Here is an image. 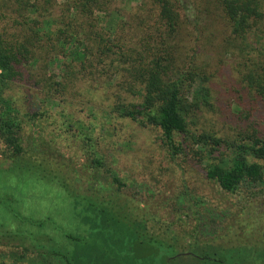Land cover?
Here are the masks:
<instances>
[{"label":"trees","instance_id":"1","mask_svg":"<svg viewBox=\"0 0 264 264\" xmlns=\"http://www.w3.org/2000/svg\"><path fill=\"white\" fill-rule=\"evenodd\" d=\"M57 1L0 0V140L9 151L10 166L28 169L22 180L25 194L20 183L5 186L22 197H10L12 204L0 211V264H112L107 247L129 264L126 246L137 241L155 243L161 257L170 251L172 258L202 264H264L262 247L208 243L205 223L193 228L179 224L178 230L156 226L158 214L149 215L141 201L135 205L124 194L127 184L101 144L113 119L128 120L156 131L166 159L193 162L224 193L263 182L264 0H141L150 16L133 14L132 20L129 14L126 24L118 10L110 9L112 0H65L59 16L54 13ZM214 21L227 37L225 51L242 59L236 66L238 99L229 100V114L223 107L228 120L222 123L209 117L221 113L213 69L196 64L207 50L198 37L194 46L190 40L199 32L209 36ZM187 41L193 56L183 55ZM58 57L63 60L61 80L47 73ZM84 80L89 82L87 124L66 113L56 99L66 100L67 90ZM26 81L38 89L39 99L34 107L24 92L23 112L9 92ZM53 111L64 118L59 134L76 138L86 157L87 191L72 188L80 181L77 173L75 177V170L58 164L63 156L56 157L54 139L43 137L40 124L52 120ZM235 117L240 120L232 126ZM24 137L40 144L26 148ZM39 186L46 193L41 200L34 196ZM179 194L176 211L206 204L193 197L189 205L190 195ZM59 209L65 211L63 220L55 213Z\"/></svg>","mask_w":264,"mask_h":264},{"label":"rangeland","instance_id":"2","mask_svg":"<svg viewBox=\"0 0 264 264\" xmlns=\"http://www.w3.org/2000/svg\"><path fill=\"white\" fill-rule=\"evenodd\" d=\"M64 3L65 0L57 1L54 9L55 15L59 16L62 13L61 10ZM109 7L119 11L118 16L123 24H126L129 14L130 19H132L133 14L150 16L148 14L150 8L141 5V0H112ZM96 14L101 18L108 16L101 13ZM208 31L207 34L209 36H201L202 34L199 32L198 36H192L193 38L190 37V40L194 46V37H198V44L205 46L207 50L202 58L201 56L198 57L200 59L196 60V64L200 69L205 70L208 66L209 69H213L214 96L218 101V108H221V113H215V116L210 114L209 117L211 121H215L217 118L222 123L221 120H228L224 117L223 107L226 114H229V100L237 102L236 99H238L237 89H240V86L238 85L236 66L237 62L242 61V59L238 57V53H228L231 50L225 51L223 48L227 37L218 22L214 21V25ZM207 38H209L211 44L207 42ZM187 42L188 46L186 50L184 49L183 55L193 56L192 44L189 41ZM195 47H197V43ZM62 61L58 57L47 68V73L55 75L58 80H61L63 75ZM31 84L32 82L26 81L23 84L13 86L9 92V96H13V100H16V105L23 112L27 111L21 104L25 102L23 99L24 92L30 95L34 107L38 106V89ZM88 84L89 82L84 80L83 83L68 89L65 96L66 100L61 99V96L56 98L57 103L63 106L62 108L65 109L66 113L71 114L75 120H82L85 124H87V106L84 100H87L85 91ZM84 94L86 97H84ZM51 116L52 120H48L46 124H40L42 130H44L43 137L54 139L55 150L58 151L56 152L58 153L56 157L59 158V155L63 156V159L58 160V164L62 165L61 163H65L69 169L75 170V177L77 173V178L80 181L73 184L72 188L76 190L81 186L82 190L80 192L87 191V171L83 170L86 157L80 148L78 140L70 138V133L61 136L58 128L64 118L55 111L52 112ZM237 119L240 120L235 117L229 123L233 126ZM47 124L54 126L51 127ZM219 126L221 125L217 124L216 128ZM52 130H54L53 135L51 133ZM106 130L101 144L104 152L109 157V163L116 169L117 175L127 184L124 194L129 199L134 200V204L141 201L146 207L145 212L149 215L153 214L155 216L154 213L158 214V217L155 216L159 220L156 226L164 228L167 226L169 230H178L179 224L185 225L187 228H193L195 226L200 227V225L202 227L203 223H205L208 232H206L204 238L208 243L225 248L239 246L264 248V181L244 184L237 193L230 195L224 193L217 184L206 180L200 169L193 162L185 163L180 159L176 163H172L166 159L158 147V134L152 128H142L128 120L113 119L112 123L106 126ZM96 132L99 136V131ZM25 134L29 136L28 128L24 129ZM25 137L23 144L26 148L31 147L32 144H40L37 139L31 141L30 137L28 139ZM8 155V149L4 142L0 140V200L3 199V201H0V211L7 204H12L10 197L14 195L18 196V198L22 197L13 189L12 191L5 187L7 183L12 182V186L20 183L17 187L21 188L22 193L25 194L22 180L28 175V169L25 165H12L11 167L12 162ZM8 167L9 170L7 172H3L1 169L7 170ZM25 182L27 184L29 181L25 180ZM28 188L31 191L33 186ZM1 191L5 192L7 196ZM183 191L191 196H187L186 199L188 201H185L187 204L189 203L190 205L193 202V197L202 203L205 201L206 204H199L197 207L191 206V211L187 213L181 210H174V202L177 196L180 195L179 193ZM44 195L46 193L43 192L41 186L34 192V196L39 198L38 200H41ZM52 196L55 197L54 194ZM61 208L66 209L64 206H61ZM55 213L59 220L64 219L65 211L59 209ZM198 216H201L200 222L197 221ZM203 216H206V218L204 219ZM126 247L132 258L129 264H202L192 258H172L171 256L174 255L170 251L164 257H161L155 251V243L145 245L137 241V243ZM186 249L187 247H185ZM110 250V247L105 249L107 259L110 258L109 260L112 264H124L120 257L121 253H116V251L112 250L117 255V258H114ZM164 258H172L173 260H165Z\"/></svg>","mask_w":264,"mask_h":264}]
</instances>
